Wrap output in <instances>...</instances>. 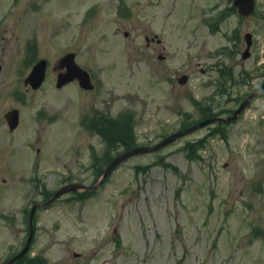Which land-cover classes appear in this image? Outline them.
I'll use <instances>...</instances> for the list:
<instances>
[{
  "label": "rangeland",
  "instance_id": "374dc122",
  "mask_svg": "<svg viewBox=\"0 0 264 264\" xmlns=\"http://www.w3.org/2000/svg\"><path fill=\"white\" fill-rule=\"evenodd\" d=\"M232 1L0 0V75L11 91L0 94V115L22 108L12 136L0 119L10 137L0 135V256L17 253L31 228L29 248L10 264H264V93L236 120L134 154L96 189L37 207L31 225L26 218L33 202L69 182L92 184L105 168L88 165L103 149L96 130L113 124L94 130L90 119L82 125L84 113L123 111L136 145L150 146L206 111L230 114L261 85L264 0L248 17ZM246 32L251 54L240 65ZM67 50L93 89L56 87L52 65ZM40 57L42 90L21 98V75ZM112 150V158L123 151Z\"/></svg>",
  "mask_w": 264,
  "mask_h": 264
},
{
  "label": "water",
  "instance_id": "95a60500",
  "mask_svg": "<svg viewBox=\"0 0 264 264\" xmlns=\"http://www.w3.org/2000/svg\"><path fill=\"white\" fill-rule=\"evenodd\" d=\"M254 4H255L254 0H234V5L236 6L238 13L241 14V15H250L253 12V10H254ZM246 55H247V50L245 51L243 56H246ZM60 62L67 67V71H66L67 73L65 74V77L63 79H62V77H59V80L62 79L61 81L58 82L59 85L65 83L66 81H68V80H70L72 78H77L79 80V84L82 87H84V88H91L92 87L88 73L84 69L79 67L74 62V53H68L67 55L62 57ZM45 66H46V61L44 59L40 60L33 66L32 70H31V72L29 74V79L31 81H35L36 85H38L42 81V79L44 77ZM263 90H264V85L259 90H257L256 92L251 93L250 95H248L244 99V101L238 106V108L234 111V113L232 115L228 116L227 118H223V117H211V118H208V119L203 120L200 123H198V124H196V125H194V126H192L190 128H187V129H185L183 131H179V132L173 134L172 136L168 137L167 139H165L164 141H162L160 144H158L156 146H153V147H143V146L136 147V148H134L132 150H129V151H126V152L120 154L115 159H113L111 161V163L107 166V169L103 173L102 179L97 184H99L100 182L103 181V179L107 176V174L115 166L116 163H118L122 159L126 158L130 154H133V153H136V152H141V151H149V150L156 149V148L162 146L163 144L171 141L173 138H175V137H177V136H179V135H181L183 133L189 132V131H191V130L199 127V126H202V125H205L207 123H210L212 121H230V120L236 118L238 113L242 110V108L248 102V100L250 98H252L254 95L262 92ZM15 112L16 111L13 110V112L11 114L12 118H11L10 123H11L12 127L16 124ZM96 185H94V186H96ZM79 187H82V185H80V184H69V185H66V186L62 187L60 190H58L57 193L54 196H57V195L65 192V191H68V190H71V189H77ZM27 246H26V248H27Z\"/></svg>",
  "mask_w": 264,
  "mask_h": 264
},
{
  "label": "trees",
  "instance_id": "16d2710c",
  "mask_svg": "<svg viewBox=\"0 0 264 264\" xmlns=\"http://www.w3.org/2000/svg\"><path fill=\"white\" fill-rule=\"evenodd\" d=\"M230 80H232V75L230 76ZM226 91H227V89L222 90L221 92L224 93ZM124 114L126 115L128 113H124ZM125 115H123L122 118L127 119L128 123H129V121L131 122V120H130L131 114H128L126 116ZM212 115L213 114H209L206 111V112H204L203 116L209 117ZM104 122H107V123L113 124V125H111V127L105 126V128H103L102 131H101V129H100V131L95 129V128H98V126H97L98 123L102 124ZM98 123H95L94 125H91V126H92V128H94V130L99 132L103 138L104 149H103L102 153L100 154V157L99 158L96 157V161H98L100 166L105 164V163H108L111 160V158H112L111 153L113 151L112 150L113 148H122L123 150H128L130 148H133L136 145V143L134 142V139L132 138L133 128H129L126 123H123V120L121 119V117H120V119H118V118H116V119L104 118ZM111 139L114 141H112ZM202 141H203V139L198 141V144H201ZM112 144H114V145L112 146ZM101 171H102V168H99L97 175H99L101 173Z\"/></svg>",
  "mask_w": 264,
  "mask_h": 264
},
{
  "label": "flooded vegetation",
  "instance_id": "af4514ba",
  "mask_svg": "<svg viewBox=\"0 0 264 264\" xmlns=\"http://www.w3.org/2000/svg\"><path fill=\"white\" fill-rule=\"evenodd\" d=\"M150 40H152V41H154L152 38H147L146 37V45H147V47H149L148 45L150 44ZM160 42V41H159ZM0 48H2V47H0ZM159 55H162V54H159ZM158 55V57L159 58H162V57H164V56H159ZM2 67V66H1ZM0 67V68H1ZM58 71L56 72V75L59 73V72H61V71H64V69H62V68H60V69H57ZM27 74H28V72H25V73H23L22 75H21V78H20V83H21V86H22V91H21V98H25L28 94H32V95H37L41 90H42V85L39 87V88H33L32 86H31V84L30 83H28L27 82V80H26V78H27ZM6 79H8V75H0V87H1V89H0V94H2V95H5L6 93H10L11 91H9V90H6V89H4V86H5V80ZM74 82H76V80H73V81H71V82H69V83H74ZM68 84V83H67ZM67 84H65V85H67ZM64 85V86H65ZM63 87V86H62ZM12 108H17L18 110H19V112H18V124H17V126L13 129V128H11L10 126H9V124L7 123V121H6V119H5V115H6V113L10 110V109H12ZM2 114V116L0 115V119H1V122L2 123H6V132H7V134L10 136H12V134L15 132V131H17L19 128H20V123L22 122V108H21V105H17V106H11V107H8L7 109H6V111H5V113L3 114V112L1 113ZM84 116H89L90 118H92V114L91 113H89V112H86V113H84ZM4 121V122H3ZM0 135H1V138H3V139H10V137L8 136V135H6V133L5 134H3V131H2V133H0ZM2 135H3V137H2ZM4 135H6V136H4ZM34 203V202H33ZM32 203V204H33Z\"/></svg>",
  "mask_w": 264,
  "mask_h": 264
}]
</instances>
